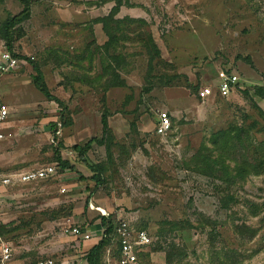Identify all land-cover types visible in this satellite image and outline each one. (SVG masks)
Returning <instances> with one entry per match:
<instances>
[{"label":"rangeland","instance_id":"rangeland-1","mask_svg":"<svg viewBox=\"0 0 264 264\" xmlns=\"http://www.w3.org/2000/svg\"><path fill=\"white\" fill-rule=\"evenodd\" d=\"M67 1L33 0L49 19L43 27L27 25L33 46L25 52L18 41L16 50L39 64L68 109L36 88L29 61L0 70V104L11 109L2 166L56 167L53 176L16 183L1 195L0 235L12 246V264H89L85 242L67 229L87 225V242H94L101 210L120 209L132 227L149 232L143 258L150 264H264V173L236 177L245 159H264V147L255 150L264 142V0H122L101 37L92 15H107L117 0ZM21 7L0 0V22ZM57 8L74 22L64 23ZM5 49L0 37V54ZM221 69L239 76L238 90L199 99L196 91L215 83ZM105 109L110 133L87 153L103 166L98 183L73 145L102 136ZM163 111L172 129L158 135ZM242 126L248 147L216 137ZM229 147H236L234 158L226 157ZM58 154L72 168L64 169ZM243 224L255 235L239 232ZM110 246L113 255L103 251L99 264H119L117 246Z\"/></svg>","mask_w":264,"mask_h":264},{"label":"built area","instance_id":"built-area-1","mask_svg":"<svg viewBox=\"0 0 264 264\" xmlns=\"http://www.w3.org/2000/svg\"><path fill=\"white\" fill-rule=\"evenodd\" d=\"M26 60L13 55L10 51L4 50L0 54V70L12 71L18 68ZM240 86L239 76L225 69L217 72L215 83H205L197 91V97L202 100L209 98L229 97L232 93L238 90ZM11 114V109L8 104H0V141L6 137L5 123ZM172 129L171 116L167 111L159 114V123L156 127L158 135H166ZM56 173V167L53 164H46L39 168L8 171L0 165V226L5 224V214L1 207V195L6 188L16 184L25 183L41 179H46ZM95 207V206H94ZM99 210L100 207H95ZM103 212V211H101ZM105 216L110 214L104 211ZM117 221L116 235L119 241L120 259L119 264H150L143 258L145 250L152 243V238L149 232L145 229H135L131 226L130 221L125 217L124 209L114 215ZM67 232L77 239L88 241L93 238V232L88 228H83L82 225H74L67 229ZM2 237L0 235V241ZM10 243L0 242V264H12L13 253ZM34 264H54L51 258L38 259Z\"/></svg>","mask_w":264,"mask_h":264},{"label":"trees","instance_id":"trees-1","mask_svg":"<svg viewBox=\"0 0 264 264\" xmlns=\"http://www.w3.org/2000/svg\"><path fill=\"white\" fill-rule=\"evenodd\" d=\"M23 4V9L17 13L13 14L10 13L8 17L0 22V37L4 41L5 50L10 51L13 55L22 58L26 61H29L32 63L33 69L35 71V74L32 76L33 83L38 88L44 96L49 100H55L58 102L62 107L63 110L68 109V106L65 104V102L58 97H56L50 90L46 80L45 76L43 74V71L39 64H37L35 61L31 60L27 55L21 54L20 52H17L16 50V43L26 35V29L24 26V23L31 17L32 13V4L33 0H19ZM122 6V0H117L116 4L111 8L110 12L102 17L94 18V22H99L102 24L103 29L106 34L109 35L108 32V22L110 20L113 21V18L115 14L119 11L120 7ZM110 17V20L108 21ZM106 44V43H105ZM228 70V69H227ZM229 71V70H228ZM146 90H150V87H146ZM262 89L259 88L258 93L263 94ZM198 91V90H197ZM196 91V92H197ZM197 94V93H196ZM262 110V113L264 114V110ZM109 111L107 109L104 110L101 116V123H102V136L99 137L97 135L90 137L86 142L83 144H75L73 145V149L78 152L79 155L83 157L87 165L91 168V170L94 173L93 178L98 181V183L102 182L101 174L103 172V166L99 163H93L87 158L88 151L94 146V144L103 145L106 141L107 135L110 133V125H109ZM63 116V115H62ZM53 127L56 126L54 123L52 125ZM236 134H232V129L230 130H221L216 137L224 136L227 141L233 142L239 145H245L248 141L249 136V130H247L245 127H237L236 128ZM219 140L216 138L214 143H218ZM252 144V143H251ZM248 147L249 145H245ZM264 147V142L259 145V147H255V150L262 149ZM247 150H250V147L247 148ZM236 147H229L228 152L226 154L227 158H234L233 154L235 155ZM58 159L61 161V165L64 169L66 168H72L68 160L61 159V156L58 154ZM256 160V163L251 164L246 159L243 161L242 164L237 165V178L244 179L246 177V174L250 170H253V172L259 174L264 173V159L261 157V159H258L257 157L254 158ZM223 162H225L223 160ZM224 167V166H223ZM227 170V169H226ZM232 182V181H231ZM231 200H235L234 197H230ZM256 213V212H255ZM116 225L117 221L114 218L113 214H110L109 216L103 215L101 218V226L104 229L103 236L101 239L96 243L86 254V260L89 264H99L101 260V256L103 251L107 250L108 247L116 242ZM4 224L0 226V233L4 229ZM84 228V226H82ZM135 229H144V228H135ZM237 229L239 232L244 233L246 229H249L251 232V236L255 235L256 230L250 229L246 224L237 226ZM146 230V229H145ZM119 247V246H118ZM120 248V247H119ZM117 255H120V250L117 252ZM34 264V263H31Z\"/></svg>","mask_w":264,"mask_h":264},{"label":"crops","instance_id":"crops-1","mask_svg":"<svg viewBox=\"0 0 264 264\" xmlns=\"http://www.w3.org/2000/svg\"><path fill=\"white\" fill-rule=\"evenodd\" d=\"M70 0H68L67 1V5L69 6V4H71V2H69ZM22 4V3H21ZM23 5V4H22ZM44 5V3H42V5H40V7H42ZM37 6L38 5H34V3L32 4V13H31V17L24 23V26H25V28L27 27V25H28V27L29 26H34V25H38V26H42L43 27V25L45 26V24H46V22L44 21V20H46V19H49V16L46 14V13H44V14H41V13H36V8H37ZM21 10L23 9L22 7L20 8ZM57 9H59V8H57ZM60 11V13H55V15L56 16H58L64 23H72V22H74V19H73V16H71V17H68V16H64V14H63V8L62 9H59ZM13 14H17V13H13ZM59 14H60V16H59ZM100 16H104V14L103 15H92V18L94 19V18H97V17H100ZM34 20H35V22H34ZM93 29H94V32L96 33V36H98V37H101V33H104L105 34V31H104V29H103V26H102V24L101 23H97V24H94V27H93ZM26 35L24 36V37H22L20 40H19V42H20V44H22V46H23V50L25 51V52H28V51H30V49H31V47L30 46H33L32 44H30V46L28 45V43H27V41H26V39H27V37L31 34L32 35V33H30V31H29V34H28V29L26 30ZM35 39V38H34ZM34 39H32V40H34ZM99 43H100V40L98 41ZM1 158H3L2 156H1V154H0V161L2 160ZM0 165L2 166V163L0 162ZM3 167V166H2ZM4 168V167H3ZM5 169V168H4ZM86 227H88L90 230H91V227H89V226H87V225H84V228H86ZM99 229V231L101 232V235L99 236V239L98 240H96V241H94V242H91V243H88L87 241H83V242H85L84 244H83V246H84V250L85 251H87L86 252V254L88 253V251L96 244V243H98V241L101 239V237L103 236V233H104V229H103V227L101 226V222H100V228H98ZM92 231V230H91ZM115 238H116V242H114L113 244H116V246H117V252H119V247L118 246H120L119 245V241H118V238H117V235L115 236ZM75 239H77V238H75ZM78 240H80V239H78ZM82 241V240H81ZM107 251L109 252V255L110 256H112L113 255V248L111 247V246H109L108 247V249H107ZM119 259H120V255H118V258H117V260H118V263H119ZM85 261L87 262V260H86V256H85Z\"/></svg>","mask_w":264,"mask_h":264},{"label":"bare ground","instance_id":"bare-ground-1","mask_svg":"<svg viewBox=\"0 0 264 264\" xmlns=\"http://www.w3.org/2000/svg\"><path fill=\"white\" fill-rule=\"evenodd\" d=\"M101 211H103V210H101ZM103 213H104V211H103Z\"/></svg>","mask_w":264,"mask_h":264}]
</instances>
